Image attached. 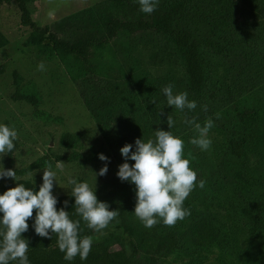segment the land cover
<instances>
[{
	"label": "rangeland",
	"instance_id": "374dc122",
	"mask_svg": "<svg viewBox=\"0 0 264 264\" xmlns=\"http://www.w3.org/2000/svg\"><path fill=\"white\" fill-rule=\"evenodd\" d=\"M26 7L46 35L72 43L89 39L92 45L86 61L47 46L20 24L15 1L0 5V124L18 132L10 163L17 181L41 185L51 165L53 195L71 200L69 177L87 182L98 200L119 212L101 232L84 233L93 239L91 249L98 243L123 248L149 264L138 248L135 185L117 176L125 162L120 149L127 143L134 151L137 138L147 142L158 128L169 130L183 139L184 156L205 187L197 184L184 202L191 214L171 227L180 247L161 252L157 264H264V212L255 216L257 203L264 202V0H159L151 14L140 11L138 0H26ZM111 19L167 21L196 39L212 38L214 48H200L201 92L189 88L181 50L158 28L120 26L109 35ZM42 61L43 72L37 69ZM168 84L174 94L187 92L197 107L181 112L168 106L162 91ZM30 95L35 104L24 99ZM167 115L175 121L170 129ZM193 117L201 124L214 121L207 151L189 143L195 133L184 121ZM235 137L246 138L242 158L229 152ZM100 153L109 160L101 161ZM7 156L0 155V168ZM105 163L107 174L96 175ZM17 181L7 178L6 184ZM202 216L211 226L209 241L200 244L194 223Z\"/></svg>",
	"mask_w": 264,
	"mask_h": 264
},
{
	"label": "clouds",
	"instance_id": "9594fccd",
	"mask_svg": "<svg viewBox=\"0 0 264 264\" xmlns=\"http://www.w3.org/2000/svg\"><path fill=\"white\" fill-rule=\"evenodd\" d=\"M140 11L145 14L153 13L159 0H138ZM49 12V15H52ZM41 72L46 70L44 62L38 64ZM174 85L168 84L163 88L167 98V105L183 112L185 109L194 110L195 101L188 99L187 92L174 94ZM203 110L207 111L205 105ZM163 114V110L160 112ZM220 118V114H216ZM184 123L191 126L195 135L189 143L201 151L210 149L212 141L209 132L214 127L212 118H207L203 124L197 122L195 117L186 119ZM168 129L175 121L167 115ZM18 139L17 130L0 124V155L12 153ZM183 139L174 136L169 130L157 129L155 140L144 142L141 138L135 140V150L132 144H125L120 152L125 162L120 164L117 176L121 181H128L135 185L136 204L134 213L145 228L151 229L162 222L165 226L173 227L178 221L189 216L190 210L184 207V202L198 186L203 189L205 181L197 178V173L190 167V159L184 156ZM190 155V154H189ZM101 161L109 158L103 153L99 154ZM134 161L129 164L127 161ZM62 169V164L57 163ZM107 163L96 175H106ZM0 178H11L17 181L14 169L0 168ZM43 183L38 191L26 188L17 183L15 187L8 188L0 194V264H30L28 259L29 241L22 234L29 229L28 220L33 218L35 233L42 238H51L55 235L57 246L64 253L66 261H72L77 256L86 260L93 244L91 236L80 237V220H72L65 207L57 210L58 199L53 195L56 173L51 165L43 171ZM68 184L72 185L70 195L75 197V213L82 218L89 229L101 232L111 221L119 216L116 209L110 210L109 204L98 200L87 182H77L69 177ZM62 187V186H61Z\"/></svg>",
	"mask_w": 264,
	"mask_h": 264
},
{
	"label": "trees",
	"instance_id": "16d2710c",
	"mask_svg": "<svg viewBox=\"0 0 264 264\" xmlns=\"http://www.w3.org/2000/svg\"><path fill=\"white\" fill-rule=\"evenodd\" d=\"M12 1L16 2L17 8L20 12V24L30 27L35 33L40 35L41 41L47 46L59 48L66 54H74L80 56L83 60L88 58V49L92 45V40L86 39L80 43H72L65 40H60L53 33H47V28L38 26L29 16L28 9L26 7V0H0L1 4H9ZM121 27H125L129 31L144 30L148 28L156 27L165 36L169 37L171 41L182 52L183 62L188 76L189 88L198 93L201 92L204 86L205 80V66L204 59L200 53L201 47H215V41L212 38L196 39L192 33L184 28H174L167 21H163L160 24L153 25L144 20L137 21H119L118 19H111L107 22V32L109 35H113L115 31ZM1 35V33H0ZM217 49L219 50L218 46ZM21 98V97H20ZM32 104L36 103L35 97L30 95L25 97ZM68 134H65L64 139L68 140ZM119 143L121 139L116 138ZM229 152L235 158H242L246 154V138H230L229 140ZM4 168L9 169L11 163V153L8 154L6 159H3ZM237 175L244 180L243 174L237 172ZM7 178H0V194H3L9 187L6 184ZM17 183L23 184L26 188H30L33 191H38L40 185H35L28 180H19L15 182L12 187H15ZM58 203L56 205L57 210L65 207L64 201H68L65 210L69 212V217L72 220H80V232L79 235L83 238L84 233L92 232L86 223L75 213L74 203L75 200H71L68 196H56ZM264 212V202H258L255 207V216H260ZM2 216V213H0ZM35 210L33 212V218L28 220L29 229L22 234V237L29 241V251L27 253L30 264H141L134 255H129L123 248L112 249L106 244L98 243L91 249L86 260H81L77 256L72 261H66L64 259V253L61 252L57 246V238L52 235L51 238H42L35 233V229L32 226L34 224ZM122 220V215H121ZM125 221L122 220L124 225ZM210 221L206 217H199L194 223L195 231L203 238H196V243L208 242V236L210 234ZM140 240L138 248L142 253L149 256V264H157L158 256L165 250L177 249L181 245V241L176 232L168 226H165L162 222L156 224L151 229L145 228L140 221ZM217 235V234H216Z\"/></svg>",
	"mask_w": 264,
	"mask_h": 264
}]
</instances>
